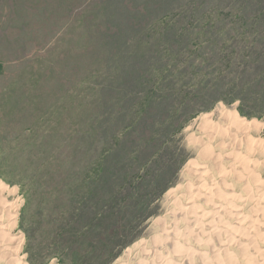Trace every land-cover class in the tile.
Masks as SVG:
<instances>
[{
  "label": "rangeland",
  "instance_id": "rangeland-1",
  "mask_svg": "<svg viewBox=\"0 0 264 264\" xmlns=\"http://www.w3.org/2000/svg\"><path fill=\"white\" fill-rule=\"evenodd\" d=\"M186 2L0 0V264H264V153L247 152L243 136L220 122L222 112L236 113L260 125L246 139L264 142V80L249 79L260 74L259 62H250L235 83L251 87L241 101L218 102L187 121L146 112L105 163L116 173L117 194L102 187L104 175L87 193L96 156L114 148L122 93L130 94L127 108L135 102L139 65L129 52L121 62V52L136 41L155 45L158 33L152 37L149 30L159 31L161 17L186 9ZM203 7L226 10L230 0H205ZM223 19L230 23L228 14ZM199 30L189 28L187 35L201 40ZM204 39L219 41L216 34ZM212 56L204 57L211 66ZM121 66L132 73L123 85ZM235 75L230 70V83ZM206 98L216 99L212 92ZM241 106L258 115L240 116ZM95 116L103 123L91 145ZM204 116L225 137L202 133ZM131 120L128 115L125 124ZM199 138L217 162L199 156L200 144L192 141ZM192 162L209 172L208 188L219 184L224 198H205L199 190L194 197L201 186L193 168L188 174ZM30 178L27 200L18 182ZM140 215L145 219L132 225Z\"/></svg>",
  "mask_w": 264,
  "mask_h": 264
},
{
  "label": "trees",
  "instance_id": "trees-1",
  "mask_svg": "<svg viewBox=\"0 0 264 264\" xmlns=\"http://www.w3.org/2000/svg\"><path fill=\"white\" fill-rule=\"evenodd\" d=\"M204 1L188 0L186 9L182 8L175 13L172 10L166 12L161 17L162 20L157 23L159 31L155 27L149 30L153 33L152 37L154 33H158L157 37L151 38L156 40L155 45L136 41L135 44L121 52L119 57L121 62L126 60L124 53L129 52L128 55L135 56L134 61L139 65L133 68V73L136 74L133 78L137 93H133L131 99L135 102L133 106L127 108V97L130 94L122 93L118 101L121 104V110L117 114L120 129L117 135L112 137L110 143L114 148L96 156L97 162H94L89 171L92 181L88 184V194H91V190L94 192L98 188L101 175L106 178L102 187L110 195L117 194L114 192L116 173L111 172V174L105 163L108 162L110 156H115L116 147H120L122 138L133 126L141 122L142 116L149 110H160L159 113L167 120L176 119L178 121L184 118V121H187L209 111L211 106L218 102L231 105L238 100L241 101L240 98L244 94H246L245 97L249 95L251 87L245 85L238 87L235 83L243 79L250 62L261 63L257 68H262V70L260 74L249 79L258 77L264 80L262 77L264 75V0H230V8L222 10L216 7L208 11L203 7ZM227 14L230 17L229 24H226L227 20L223 19ZM227 26H230V29ZM192 27L200 28L201 40H193L187 35L188 29ZM212 34H216L218 42L204 39ZM213 38L215 39L214 36ZM173 46L175 48H172ZM149 48L152 49L150 52H148ZM207 55H213L211 57L212 66L209 59L204 58ZM117 57L118 55L114 56L116 60ZM198 58H204V60L199 64L191 61ZM121 68L122 70L117 68V79L123 85L127 82L125 80L127 75L132 73L122 66ZM230 70L237 72L235 80L231 83L229 81ZM146 75H149V78H146ZM210 92L216 98L213 102H209L206 98ZM239 113L240 116L249 119L258 115L250 110L245 112L243 106L239 109ZM128 115L132 116L133 120L125 124V118ZM102 123L101 116L91 119L88 134L91 145H95L98 141ZM127 180L131 182L132 179L126 178L125 182ZM22 181L25 183L18 182V184L28 200L35 181L31 178ZM147 207L145 204L140 211L145 212ZM144 219L145 216L140 215L131 224L136 225ZM137 221L139 222L136 223ZM131 230L128 228L122 232L130 233ZM106 255L109 257V252Z\"/></svg>",
  "mask_w": 264,
  "mask_h": 264
},
{
  "label": "bare ground",
  "instance_id": "bare-ground-1",
  "mask_svg": "<svg viewBox=\"0 0 264 264\" xmlns=\"http://www.w3.org/2000/svg\"><path fill=\"white\" fill-rule=\"evenodd\" d=\"M222 121V124L224 126L227 127V130L228 129H233L236 133H239L243 136V138L245 139V144L246 145V148L245 150L247 152L249 151H252L253 154H256V153H264V142L263 141H258V140H255V139H246V137L248 136L249 132L251 131H258L259 128H260V125H258L257 123L255 122H247V121H244L242 119H240V117L238 115H236V113H233V114H230L229 112L227 111H224L222 112L221 116H220V122ZM222 125V126H223ZM200 130L202 131V133H205L207 135V137L209 139L213 138V137H216V136H213L214 134H221L223 137H225V134L223 132L225 131H222L221 130V125H214L209 119H208V116H204L201 118V123H200ZM198 127V128H199ZM223 128V127H222ZM225 129V128H224ZM231 131V130H230ZM221 132V133H220ZM215 139V138H214ZM193 143H196V144H200V152H199V156L202 158V159H211L213 163L217 162L218 161V158L215 156H212L211 155V151H210V148L208 146L207 143H204V142H201L200 141V138L199 139H194L192 140ZM235 141V140H234ZM229 145V144H228ZM243 145V144H242ZM226 146V145H225ZM229 149H230V145H229ZM230 157V156H229ZM200 158V159H201ZM228 158V157H227ZM193 163V164H192ZM192 163H189V167L187 169L188 171V174H192L191 172L193 170H195V172H193V174H195L196 176V183H198L200 186H201V189H197V193L198 194H195L194 192V197H198L200 198V193L199 191H203L204 192V197L206 198L207 195H211L212 194V197H216L217 199H222L224 198V194L223 192L220 190V187L219 184H215L214 187H211L210 189L208 188L207 186V181H208V178L206 177V175H209L206 170H204L203 168H200L198 167L197 168V165L194 164V162ZM212 163V164H213ZM214 165V164H213ZM188 166V165H187ZM206 167V166H204ZM193 168V170H192ZM197 168V169H195ZM218 169V167L216 168ZM208 171V170H207ZM222 171V170H221ZM216 174H222L220 171L218 173V171H216ZM212 175V174H211ZM190 176V175H189ZM194 176V175H193ZM229 176V175H228ZM219 177V175H218ZM209 178H212L211 176H209ZM251 179V178H250ZM195 180V179H194ZM210 181V180H209ZM209 183V182H208ZM187 187H190V186H187ZM222 188V187H221ZM2 190V189H0ZM199 190V191H198ZM213 190V192H212ZM186 194V193H185ZM190 194V193H189ZM187 195V194H186ZM189 197V196H188ZM193 196L190 194V197L189 199H192ZM211 198H209L208 200H210ZM227 198L224 199V201L226 202ZM223 206V205H222ZM194 207L190 206L188 208H186V210L188 211H192ZM181 210V209H180ZM12 211V210H11ZM195 214V213H194ZM187 215V214H186ZM192 215V214H191ZM226 215V214H225ZM189 216V215H188ZM183 217V216H182ZM195 223V222H194ZM1 230L2 229H5L3 226H1ZM181 230V229H180ZM202 239V238H201ZM167 240V239H166ZM206 240V239H205ZM196 242V241H195ZM9 247V246H8ZM179 248V247H178ZM176 250V249H175ZM184 250V249H183ZM213 250V249H212ZM219 252V251H218ZM217 252V253H218ZM170 254V253H169ZM196 254V253H195Z\"/></svg>",
  "mask_w": 264,
  "mask_h": 264
}]
</instances>
